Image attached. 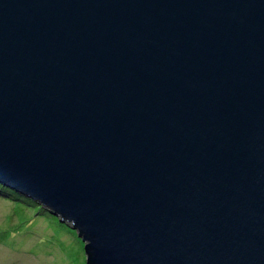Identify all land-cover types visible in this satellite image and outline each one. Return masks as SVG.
Masks as SVG:
<instances>
[{"label":"water","instance_id":"95a60500","mask_svg":"<svg viewBox=\"0 0 264 264\" xmlns=\"http://www.w3.org/2000/svg\"><path fill=\"white\" fill-rule=\"evenodd\" d=\"M0 183L86 264H264V0H0Z\"/></svg>","mask_w":264,"mask_h":264},{"label":"rangeland","instance_id":"374dc122","mask_svg":"<svg viewBox=\"0 0 264 264\" xmlns=\"http://www.w3.org/2000/svg\"><path fill=\"white\" fill-rule=\"evenodd\" d=\"M7 192L0 194V264H86L77 231L39 202L16 191L29 199L20 202Z\"/></svg>","mask_w":264,"mask_h":264},{"label":"trees","instance_id":"16d2710c","mask_svg":"<svg viewBox=\"0 0 264 264\" xmlns=\"http://www.w3.org/2000/svg\"><path fill=\"white\" fill-rule=\"evenodd\" d=\"M7 191H11V193L14 194L13 197H12V199L15 198V199H17V201H20V202H25V201L27 202V200H29L27 197L19 196V194L15 190H10V189H8L7 186H4V185H1L0 184V194H2V195H8L7 194L8 193ZM27 203H29V202H27ZM30 203L33 204L31 201H30Z\"/></svg>","mask_w":264,"mask_h":264}]
</instances>
